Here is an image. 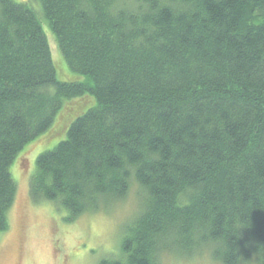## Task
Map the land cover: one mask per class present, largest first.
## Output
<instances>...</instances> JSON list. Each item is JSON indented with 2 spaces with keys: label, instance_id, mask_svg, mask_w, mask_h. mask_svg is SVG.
<instances>
[{
  "label": "trees",
  "instance_id": "1",
  "mask_svg": "<svg viewBox=\"0 0 264 264\" xmlns=\"http://www.w3.org/2000/svg\"><path fill=\"white\" fill-rule=\"evenodd\" d=\"M35 145L30 197L67 222L144 191L99 264H154L194 221L224 264H264V0H0V241Z\"/></svg>",
  "mask_w": 264,
  "mask_h": 264
},
{
  "label": "rangeland",
  "instance_id": "2",
  "mask_svg": "<svg viewBox=\"0 0 264 264\" xmlns=\"http://www.w3.org/2000/svg\"><path fill=\"white\" fill-rule=\"evenodd\" d=\"M45 31L54 62H58L59 79L74 80L79 75L68 68L46 26ZM48 147L35 145L18 156L11 167L18 180V193L9 213L10 228L0 241V264H99L103 259L117 257L127 227L136 215L120 220V210L110 206L70 223L65 219V209L51 202L32 201L30 174L37 155Z\"/></svg>",
  "mask_w": 264,
  "mask_h": 264
},
{
  "label": "clouds",
  "instance_id": "3",
  "mask_svg": "<svg viewBox=\"0 0 264 264\" xmlns=\"http://www.w3.org/2000/svg\"><path fill=\"white\" fill-rule=\"evenodd\" d=\"M145 196L135 182L120 193L111 194V204L118 208L120 220L131 218L141 210ZM219 238L199 222H193L186 233L175 232L160 243L153 252L154 264H224Z\"/></svg>",
  "mask_w": 264,
  "mask_h": 264
}]
</instances>
